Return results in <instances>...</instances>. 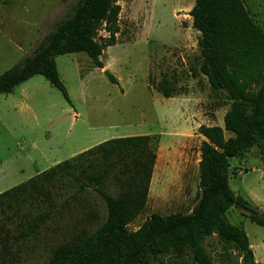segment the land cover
Here are the masks:
<instances>
[{
    "label": "rangeland",
    "instance_id": "374dc122",
    "mask_svg": "<svg viewBox=\"0 0 264 264\" xmlns=\"http://www.w3.org/2000/svg\"><path fill=\"white\" fill-rule=\"evenodd\" d=\"M78 0H0V75L19 63L53 31ZM253 21L264 31V0H242ZM195 0H119L114 46L100 56L95 68L85 53L55 58L69 101L42 76L36 75L11 94H0V193L38 173L69 160L104 141L149 135L156 162L144 211L127 226L136 231L151 215L188 213L199 192V148L202 126H222L228 109L223 95L211 90L200 75L199 32L189 12ZM101 30L97 40L107 38ZM110 72L117 85L109 82ZM173 89L172 98L157 90ZM226 136H229L228 134ZM261 147L243 159H231L229 186L264 214V163ZM60 190V183L57 184ZM77 187V186H76ZM75 187V188H76ZM62 190L49 218L33 235L22 237L18 225L0 214V264H46L52 251L70 238L93 233L106 218L103 199L88 190L73 199ZM105 190L116 195L115 187ZM90 213L95 217H87ZM244 210L230 208L227 221L242 226L256 262L264 264V228ZM8 230V233L6 231ZM202 247L212 264H242L236 251H225L216 234ZM151 264H193L189 256H160Z\"/></svg>",
    "mask_w": 264,
    "mask_h": 264
},
{
    "label": "trees",
    "instance_id": "16d2710c",
    "mask_svg": "<svg viewBox=\"0 0 264 264\" xmlns=\"http://www.w3.org/2000/svg\"><path fill=\"white\" fill-rule=\"evenodd\" d=\"M118 1L74 3L31 54L0 75V94H11L39 75L69 101L55 58L85 53L95 68L102 69L103 50L116 44ZM189 16L192 28L200 34L197 72L228 102L222 126L199 128L203 141L195 205L188 213L151 214L136 231H129L127 226L145 209L156 153L149 135L104 141L0 193V214L10 213L6 217L14 219L22 237L35 234L44 225L62 190L75 189L73 199L93 190L103 199L107 211L103 223L93 233L82 230L55 247L46 264H151L160 256H189L193 264H212L201 244L213 234L225 251L239 254L242 264H260L243 227L231 225L226 213L230 208L244 210L249 213L246 218L264 228V214L229 186L234 174L230 160L243 159L253 147L264 144V31L242 0H195ZM101 30L108 37L98 41ZM104 75L117 85L110 72L106 70ZM157 90L164 98L173 97V89L162 84ZM262 160L264 163V152ZM108 185L115 187L116 195L105 190ZM2 250L1 264H17L12 263L13 258L5 259L10 254L8 245Z\"/></svg>",
    "mask_w": 264,
    "mask_h": 264
},
{
    "label": "crops",
    "instance_id": "0c3cea01",
    "mask_svg": "<svg viewBox=\"0 0 264 264\" xmlns=\"http://www.w3.org/2000/svg\"><path fill=\"white\" fill-rule=\"evenodd\" d=\"M235 194V193H234ZM255 257V256H254Z\"/></svg>",
    "mask_w": 264,
    "mask_h": 264
}]
</instances>
